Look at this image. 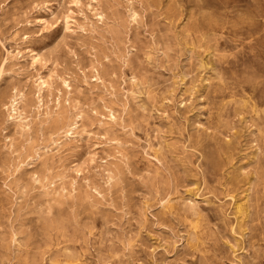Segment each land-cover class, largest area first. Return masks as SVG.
<instances>
[{
	"label": "rangeland",
	"instance_id": "1",
	"mask_svg": "<svg viewBox=\"0 0 264 264\" xmlns=\"http://www.w3.org/2000/svg\"><path fill=\"white\" fill-rule=\"evenodd\" d=\"M0 264H264V0H0Z\"/></svg>",
	"mask_w": 264,
	"mask_h": 264
},
{
	"label": "bare ground",
	"instance_id": "2",
	"mask_svg": "<svg viewBox=\"0 0 264 264\" xmlns=\"http://www.w3.org/2000/svg\"><path fill=\"white\" fill-rule=\"evenodd\" d=\"M137 14V13H136ZM136 17V16H135ZM137 18V17H136ZM135 18V19H136ZM138 19V18H137ZM136 22V21H135ZM157 54V53H156ZM9 55V54H8ZM4 64V63H3ZM43 85L46 84V82L42 83ZM24 94L19 92L16 94V96L12 100L11 108H12V120H14L16 123L19 124V126L22 129H26L28 126L26 123L28 122V117L25 114L24 108L22 107V104L24 102ZM168 119V118H167ZM76 125V124H75ZM77 128V125L74 126L73 128H69L67 133L70 135L74 134L75 130ZM234 166V165H233ZM228 176V175H227ZM164 208V207H163ZM236 213V212H235Z\"/></svg>",
	"mask_w": 264,
	"mask_h": 264
}]
</instances>
